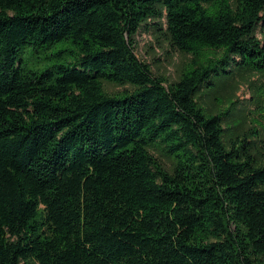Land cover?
<instances>
[{"label":"trees","instance_id":"16d2710c","mask_svg":"<svg viewBox=\"0 0 264 264\" xmlns=\"http://www.w3.org/2000/svg\"><path fill=\"white\" fill-rule=\"evenodd\" d=\"M142 27L193 56L177 80ZM253 72L264 0H0V264H264Z\"/></svg>","mask_w":264,"mask_h":264},{"label":"rangeland","instance_id":"374dc122","mask_svg":"<svg viewBox=\"0 0 264 264\" xmlns=\"http://www.w3.org/2000/svg\"><path fill=\"white\" fill-rule=\"evenodd\" d=\"M135 52L138 57L151 64L155 73L166 76L170 81L177 80L182 72L191 65L193 59L191 54L172 51L168 41L160 33L146 27H142L136 36ZM36 56H38V53L28 55L30 59ZM239 75H236L234 79V84L238 82L234 85L235 89L229 87L232 80H228V82L222 80L221 83L224 84L221 86L229 87L230 96L234 100L239 98L238 107L242 110L245 109L247 120L254 114L261 116L263 112L262 117H258V120L261 121V125H259L260 139L264 144V75L259 72L247 73L245 75V81L240 79ZM104 88L109 93H119L130 87L128 85L122 86L111 82H104ZM220 94L221 92L216 95ZM200 102L206 105H216L218 99L214 95H210V93L204 91L201 95ZM251 111H254V114ZM259 113L261 114L259 115ZM156 153H159L163 161L170 167L171 160L165 157L159 150Z\"/></svg>","mask_w":264,"mask_h":264}]
</instances>
